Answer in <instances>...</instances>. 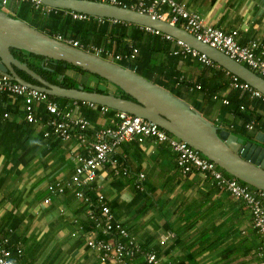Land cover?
<instances>
[{
  "label": "crops",
  "instance_id": "1",
  "mask_svg": "<svg viewBox=\"0 0 264 264\" xmlns=\"http://www.w3.org/2000/svg\"><path fill=\"white\" fill-rule=\"evenodd\" d=\"M21 1L11 0L2 10L17 11ZM119 1L130 7L137 2ZM181 1L204 22L236 29L241 43L256 40L264 48V0ZM85 22L87 29L79 27L76 36H69L93 41L114 53L137 47L135 59L116 61L135 62L133 69L138 73L154 82L163 80L156 83L177 93L220 129L243 139H255L258 131L264 132V101L229 85L228 71L218 63H203L190 53L173 54L178 46L148 28L116 23L129 28L116 38L98 35L95 23ZM64 74L78 84L76 80L86 78L87 86L99 91L115 89L72 68ZM75 111L86 116L92 128L118 124V111H103L99 104L79 101ZM252 117L255 128L248 133L246 123ZM71 152L86 153L87 149L75 135L69 140L46 136L42 120L27 122L21 97L0 91V230L19 264H118L102 262L87 245V239L99 236L87 212L96 207L97 193L108 197L132 239L155 252L163 264H264L250 209L211 177L197 170L184 173L168 142L148 137L139 144H121L115 153L120 172L101 167L87 186L90 199L86 201L75 195L69 183L77 165ZM49 185L65 191L51 193ZM141 261L138 257L134 264Z\"/></svg>",
  "mask_w": 264,
  "mask_h": 264
},
{
  "label": "built area",
  "instance_id": "2",
  "mask_svg": "<svg viewBox=\"0 0 264 264\" xmlns=\"http://www.w3.org/2000/svg\"><path fill=\"white\" fill-rule=\"evenodd\" d=\"M10 1L2 0L3 3ZM31 1L38 7L43 6V9L47 12L59 13V10H61V8L42 4L39 0ZM109 2L123 5L119 0H109ZM161 7L166 8L161 9ZM135 8L182 27L198 40L223 50L232 58L247 64L264 76V48L256 40L240 43L236 38L237 30L233 29L226 32L221 27L205 24L200 16L196 12L190 11L181 0H138ZM63 10L64 14L70 15L73 19L81 21L91 20L92 15L66 9ZM95 17L99 22H104L105 20L103 17ZM111 20L114 23L130 24L123 20ZM147 28L156 35H161L163 38L176 44L178 48L173 50V54L190 53L203 63H213L205 53L191 47L183 40L159 29ZM54 37L112 60L135 59L139 52V49L134 47L128 53L124 51L114 53L110 48H105L93 41H84L62 34H56ZM227 73L230 76L228 80L229 85L245 89L253 96H257L264 101L263 93L249 83L243 82L238 76L229 72ZM196 87L199 88L200 86L196 85ZM0 91L14 94L23 99L25 116L30 123L41 120L36 111L38 105L43 104V110L47 113V116L42 119L46 127L45 135L55 136L64 140H69L75 135L80 144L88 150L87 154L71 152V155L77 161V165L69 183L71 186L76 187L75 195L77 197L84 198L85 200L90 199L83 189L93 183L99 168L105 167L116 171L119 169V159L115 153L121 144L125 142L139 144L146 137H153L159 142L169 143L170 148L176 153L177 165L184 173L197 170L210 176L217 185L226 188L235 199L250 209L253 224L260 235L259 254L264 258V203L261 196L236 180L225 177L222 174L221 168L216 163L203 156L186 141L171 135L156 122L126 111H118L117 126H105L89 133V119L80 116L75 111L79 100L69 98V100L64 102L63 106H60L50 94L27 84L19 83L8 75L1 73ZM108 108L101 105L103 111ZM255 123V119L250 118L246 123L247 130H252ZM48 188L51 193L64 191V187L62 186L56 188L53 185H49ZM48 200V198L45 199V201ZM97 202L99 215L94 214L92 208L88 209L87 212L89 217L95 221V228L99 236L87 239V245L97 251L98 257L102 262L110 261L118 264H133L137 259V255L140 254L143 257V261L140 264H162L153 252L143 248L132 239L127 227L116 219L111 212L109 199L106 195L97 193ZM80 228H82L81 225ZM0 264H19L13 256V251L8 244V238L3 235L1 230Z\"/></svg>",
  "mask_w": 264,
  "mask_h": 264
},
{
  "label": "water",
  "instance_id": "3",
  "mask_svg": "<svg viewBox=\"0 0 264 264\" xmlns=\"http://www.w3.org/2000/svg\"><path fill=\"white\" fill-rule=\"evenodd\" d=\"M39 1L56 8L123 20L169 33L207 54L214 62L264 94V78L221 50L201 42L181 27L166 20L133 7L115 5L103 0ZM12 48L42 55L44 60L49 58L79 66L105 79L115 89L105 92L90 90L80 83L73 87L53 84L32 70L27 63L16 58ZM16 68L27 72L40 85L23 79ZM0 71L7 73L19 83L36 87L53 96L96 103L154 121L170 134L189 143L239 181L260 190L264 197V132L258 131L255 139H243L228 129H220L205 120L184 100L137 71L58 40L2 9H0ZM57 78L61 80L63 74H59ZM122 92L134 99L123 97Z\"/></svg>",
  "mask_w": 264,
  "mask_h": 264
},
{
  "label": "trees",
  "instance_id": "4",
  "mask_svg": "<svg viewBox=\"0 0 264 264\" xmlns=\"http://www.w3.org/2000/svg\"><path fill=\"white\" fill-rule=\"evenodd\" d=\"M8 13L14 17H18L22 20H25L30 25H32V26L40 29L41 31L48 33L52 36L56 31L63 33V35L66 34V36L72 35V33H74V35L76 36L77 29L79 27H83V28L87 29V27L85 26L87 22L81 21L78 19H73L70 15L64 14L63 9L59 10V13L50 12L48 14V13L41 11L40 8L34 7L32 1H30V0H22L19 4V8L17 11L9 10ZM104 19H105L104 22H99L95 16H91V20H90L91 21L90 23H95L93 28H94V30H97V33L100 36L111 34L112 37H114V36L116 37L119 35V33L123 34V31L127 32V29H129V28H124L123 26L119 27L118 25H115L116 23H114L111 19H108V18H104ZM87 24H89V23H87ZM55 25H56V27H57V25H59V28L58 27L56 28ZM113 27L114 28H120V29L117 32H115ZM130 31H131V29H130ZM131 36H132V34H131ZM12 53L14 54V56L16 58L21 59L22 61L27 63V65L32 70H34L36 73L41 75L45 80H47L53 84H58V85H61L64 87H73V86H76L78 84L76 82L74 83L71 80H69V81L66 80L67 78H66L64 73L67 70V68H73L76 71L88 73L91 76L98 78L99 80L106 81L105 79H103V78H101L95 74H92L89 71L84 70L83 68H81L79 66L68 63L66 61H58V60H53V59H49V58L44 60V57L42 55L35 54L32 52H28V51L18 49V48H12ZM139 62L141 63V61H139ZM134 63L135 62L131 63L129 61H127V62L120 61V64L127 66V67H130L132 69L134 68ZM17 71H18V74L23 79H25L26 81H28L32 84H39V82L37 80L32 78L25 71H23L21 69H18ZM59 74H63V78L61 80H58V78H57V76ZM156 82L157 83L162 82V84L164 83L163 80L161 82L160 81H156ZM86 88H88V87H86ZM88 89L96 90L93 88H88ZM108 92H111V91L108 90ZM169 92H171L175 96L179 97V95L177 93H174L173 91H169ZM122 95L125 98L134 99L125 92H122ZM53 98L56 99L60 104H63V102H65L66 100H69L68 98H64V97H53ZM38 113H42V112H38ZM41 115H44V114H41ZM45 116H47V114H45ZM90 195L95 197L94 195H92L91 192H90ZM96 199H97V197H95V200ZM85 203H86L85 206H88L89 202H85ZM92 211L94 214L99 215L98 208L92 207ZM89 221L91 222L92 226L93 225L95 226V221L93 220V218L89 217Z\"/></svg>",
  "mask_w": 264,
  "mask_h": 264
},
{
  "label": "bare ground",
  "instance_id": "5",
  "mask_svg": "<svg viewBox=\"0 0 264 264\" xmlns=\"http://www.w3.org/2000/svg\"><path fill=\"white\" fill-rule=\"evenodd\" d=\"M104 1V0H103ZM0 3L1 4H3V5H7L8 3H10V2H7V3H3L2 2V0H0ZM111 3V2H110ZM113 4V3H112ZM115 5H121V4H115ZM121 6H126V5H121ZM130 7V6H129ZM133 8H135V7H133ZM135 9H137V8H135ZM138 10V9H137ZM138 11H140V10H138ZM142 12V11H141ZM145 13V12H144ZM158 18V17H157ZM161 19V18H160ZM25 21V20H24ZM174 25H176V24H174ZM182 28V27H181ZM183 29V28H182ZM186 31V30H185ZM187 32V31H186ZM190 34V33H189ZM192 35V34H191ZM196 38V37H195ZM197 39V38H196ZM182 40V39H181ZM62 41V40H61ZM64 42V41H63ZM185 42V41H184ZM202 42V41H201ZM66 43V42H65ZM204 43V42H203ZM188 44V43H187ZM205 44H207V43H205ZM189 45V44H188ZM209 45V44H208ZM74 46V45H73ZM209 46H211V45H209ZM77 47V46H76ZM192 47V46H191ZM211 47H213V46H211ZM194 48V47H193ZM214 48H217V47H214ZM82 49V48H81ZM217 49H219V48H217ZM84 50H86V49H84ZM219 50H221V49H219ZM86 51H89V52H92V53H95V52H93V51H90V50H86ZM222 52H224L223 50H221ZM225 53V52H224ZM96 54V53H95ZM186 54V53H185ZM226 54V53H225ZM97 55H99V54H97ZM207 55V54H206ZM228 55V54H227ZM101 57H103V58H106V59H109V58H107V57H105V56H103V55H100ZM208 56V55H207ZM229 56V55H228ZM209 57V56H208ZM229 57H231V56H229ZM210 58V57H209ZM232 58V57H231ZM211 59V58H210ZM234 59V58H233ZM109 60H112V59H109ZM212 60V59H211ZM236 60V59H235ZM112 61H114V62H117L116 60H112ZM213 61V60H212ZM238 61V60H237ZM238 62H240V61H238ZM117 63H119V62H117ZM240 63H242V64H244V65H246L247 67H249L247 64H245V63H243V62H240ZM120 64V63H119ZM122 65V64H121ZM127 67V66H126ZM130 68V67H129ZM251 70H253L254 72H256L259 76H261L262 78H264V76H262L259 72H257L256 70H254V69H252L251 67H249ZM132 69V68H131ZM134 70V69H133ZM228 71V70H227ZM229 73H231L230 71H228ZM0 73L1 74H6V75H8L7 73H4V72H1L0 71ZM231 74H233V73H231ZM233 75H235V74H233ZM10 78H11V76L10 75H8ZM12 79V78H11ZM243 82H245V83H248L247 81H244V80H242ZM24 84V83H23ZM36 85H40V84H36ZM33 88H36V87H33ZM37 89V88H36ZM39 90V89H38ZM40 91H42V90H40ZM43 92H45V91H43ZM47 93V92H46ZM49 94V93H48ZM80 115V114H79ZM80 116H83V117H85V118H87L86 116H84V115H80ZM253 118V117H252ZM182 140V139H181ZM215 163V162H214ZM216 165H218V164H216ZM219 166V165H218ZM220 168H221V170H222V174L225 176V177H227V178H230V179H234V180H236L238 183H240V184H243V185H245V186H247V188H249L251 191H254L255 193H257L258 195H260L261 196V198H262V201H263V203H264V197L262 196V193H261V191L260 190H258V189H256V188H254V187H251V186H249L248 184H246V183H243V182H241V181H239L236 177H234V176H232V175H230L229 173H227L224 169H222V167L221 166H219ZM206 175V174H205ZM208 176V175H207ZM210 177V176H209ZM219 186V185H218ZM219 187H221V186H219ZM221 188H223V187H221ZM223 189H225V190H227L226 188H223ZM228 191V190H227ZM229 192V191H228ZM230 193V192H229ZM95 204H96V208H98V210H99V206H98V202H97V199L95 200ZM109 206H110V201H109ZM110 210H111V212L114 214V212H113V210L111 209V206H110ZM114 216H115V214H114ZM115 218H116V216H115ZM117 219V218H116ZM119 220V219H118ZM120 221V220H119ZM121 223H123L122 221H120ZM124 224V223H123ZM125 225V224H124ZM254 225V224H253ZM126 226V225H125ZM255 227V226H254ZM128 229V228H127ZM5 236V235H4ZM6 237V236H5ZM136 242V241H135ZM137 243V242H136ZM139 244V243H138ZM141 245V244H140ZM142 246V245H141ZM90 247V246H89ZM143 247V246H142ZM92 248V247H91ZM144 248V247H143ZM146 249V248H145ZM95 250V249H94ZM147 250H150V249H147ZM151 252H153L152 250H150ZM95 252L97 253V251L95 250ZM154 254H155V256H156V258L163 264V262L157 257V255H156V253L155 252H153ZM97 256H98V254H97ZM138 257H141L142 258V261H143V257L139 254V255H137V258ZM99 258V257H98ZM141 261V262H142ZM108 262H110V261H108ZM105 263H107V262H105ZM134 264V263H133Z\"/></svg>",
  "mask_w": 264,
  "mask_h": 264
},
{
  "label": "rangeland",
  "instance_id": "6",
  "mask_svg": "<svg viewBox=\"0 0 264 264\" xmlns=\"http://www.w3.org/2000/svg\"><path fill=\"white\" fill-rule=\"evenodd\" d=\"M108 1V0H107ZM109 2V1H108ZM137 2H138V0H137ZM137 2H136V5H137ZM183 3H185L184 1H182ZM186 4V3H185ZM6 9V8H8L6 5H3V4H1L0 3V9ZM162 9H165L164 7H161ZM187 8H188V6H187ZM189 9V8H188ZM190 10V9H189ZM190 11H192V10H190ZM195 12V11H194ZM86 14V13H85ZM89 15V14H88ZM131 25H134V26H136V27H143V28H147L146 26H143V25H139V24H135V23H132V22H129ZM205 24H207V25H212V24H208V23H206L205 22ZM212 26H215V27H220V26H216V25H212ZM222 28V27H221ZM223 30H225L226 32H228V31H230V30H233V29H229V30H226L225 28H223ZM234 30H236V29H234ZM152 32V31H151ZM153 34H155L154 32H152ZM156 35V34H155ZM158 36V35H157ZM161 36V35H160ZM162 37V36H161ZM238 37V33H237V36H236V38ZM163 38V37H162ZM163 39H165V38H163ZM167 42H171V41H169V40H167V39H165ZM237 40H238V38H237ZM240 42V41H239ZM171 43H173V42H171ZM241 43V42H240ZM248 43V42H247ZM174 44V43H173ZM176 45V44H175ZM73 69V68H72ZM147 73V72H146ZM84 74V75H83ZM86 74V75H85ZM82 75L83 76H89L88 75V73H84V72H82ZM98 79V78H97ZM241 79V78H240ZM77 82H79V83H81V82H83V83H86V84H84V85H88L87 83H89V81L86 79V78H83L82 80L81 79H79V80H76ZM185 82V81H184ZM88 88H91L90 86H87ZM192 88V87H191ZM14 95V94H13ZM16 96V95H15ZM52 97H57V96H53V95H51ZM16 97H19V96H16ZM23 100V99H22ZM56 100V99H55ZM77 100V99H76ZM57 101V100H56ZM80 102H82L83 100H79ZM58 102V101H57ZM85 102H87V101H85ZM94 104H96V103H94ZM100 105V104H99ZM101 106V105H100ZM39 107H41V112L42 113H40V114H38V116H40L41 114H44V115H41L40 117H41V120L42 119H44V117H46L45 116V114H47L46 112H45V110H43V104H40V106ZM110 110H115V109H112V108H110ZM118 111V110H117ZM28 122V121H27ZM42 122H43V120H42ZM28 123H30V122H28ZM36 123V122H35ZM100 128H102V127H100ZM254 128H255V125H254ZM253 128V129H254ZM96 129H99V128H92L91 127V122H90V126H89V133H91V131H93V130H96ZM246 129H247V127H246ZM253 129L252 130H247L248 131V133H251L252 131H253ZM45 130H46V127H45ZM172 135V134H171ZM47 136V135H46ZM174 136V135H173ZM146 138H148V137H146ZM143 142V141H142ZM75 153V152H74ZM84 152H79V154H83ZM88 153V150H87V152H86V154ZM207 158V157H206ZM120 164V163H119ZM75 167H76V165H75ZM75 167H74V170H75ZM100 169V168H99ZM98 169V170H99ZM112 170V169H111ZM120 170V165H119V169L116 171V170H112V171H115V172H120L119 171ZM192 171H194V170H192ZM192 171H190V172H192ZM98 172V171H97ZM122 173L123 174H126L127 173V171H126V169L125 170H123L122 171ZM188 173V172H187ZM94 182V181H93ZM74 187V186H73ZM75 190H76V187H75ZM75 190H74V192H75ZM87 187H85L84 189H83V191L86 193L87 192ZM64 191H65V188H64ZM83 200H85L84 198H82ZM86 201V200H85ZM12 249V248H11Z\"/></svg>",
  "mask_w": 264,
  "mask_h": 264
}]
</instances>
